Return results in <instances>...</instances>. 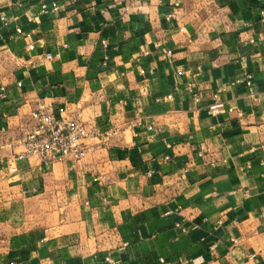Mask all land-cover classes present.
Here are the masks:
<instances>
[{"label":"crops","instance_id":"crops-1","mask_svg":"<svg viewBox=\"0 0 264 264\" xmlns=\"http://www.w3.org/2000/svg\"><path fill=\"white\" fill-rule=\"evenodd\" d=\"M173 1L0 0V264H264V0ZM40 106L114 133L16 159Z\"/></svg>","mask_w":264,"mask_h":264},{"label":"built area","instance_id":"built-area-1","mask_svg":"<svg viewBox=\"0 0 264 264\" xmlns=\"http://www.w3.org/2000/svg\"><path fill=\"white\" fill-rule=\"evenodd\" d=\"M18 1V0H17ZM120 10L128 11L131 7L133 0H111ZM180 5L179 0H174L172 8L168 12L169 18L176 17V8ZM43 9L46 7L43 5ZM264 14V11H262ZM20 31V28L17 29ZM103 44L106 41L103 40ZM30 48H33V44H29ZM54 55L47 53L46 57L52 58ZM172 56L171 51H166L162 54L163 58ZM106 64V60L104 62ZM140 72L145 74L146 72L152 73V68H141ZM178 74H182L183 70L178 69ZM244 83L251 91L253 89L252 74L246 73L244 76ZM217 94H214V98ZM195 99H199V95L195 94ZM231 110V108H230ZM62 109L60 110V112ZM212 109L209 110L211 112ZM32 117L35 121L32 128L27 132L23 144L24 150L18 153L15 158L23 159L31 156L38 157L45 165L54 161L63 159H72L73 161H79L87 154V145L84 140L89 136H97L100 138H109L114 131L109 130L106 133L99 131H90L86 125L80 119H69L62 115H56L54 112L45 110L44 106H40L32 111ZM169 158V155H166ZM107 264H118L117 261L111 256L105 257ZM161 262L163 259H160ZM184 264V263H181Z\"/></svg>","mask_w":264,"mask_h":264}]
</instances>
